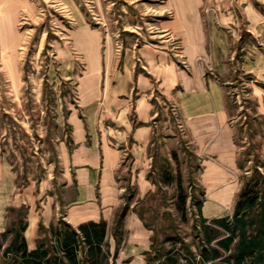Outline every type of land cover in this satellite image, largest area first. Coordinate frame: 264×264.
<instances>
[{
	"label": "crops",
	"instance_id": "1",
	"mask_svg": "<svg viewBox=\"0 0 264 264\" xmlns=\"http://www.w3.org/2000/svg\"><path fill=\"white\" fill-rule=\"evenodd\" d=\"M156 3L159 18L149 41L124 42L120 51L109 37L102 45L98 31L80 26L75 32L85 69L68 109L70 140L61 145L62 191L51 192L49 182L41 181L16 193L14 175L0 156V233L8 228L9 210L20 208L27 211L24 237L30 250L40 227L48 229L60 219L73 228L90 221L111 228L124 199L123 176L130 175L140 195L151 190L150 149L162 101L177 111L200 158L202 217L211 221L232 215L250 162L240 159L244 141H238L228 106V74L240 59V70L251 79L250 99L262 125L248 142L259 146L264 164V0ZM6 5L0 0L2 24ZM122 225L125 235L117 255L113 236L106 235L110 262L133 264L126 257L140 258L135 251L148 250L149 235L134 212Z\"/></svg>",
	"mask_w": 264,
	"mask_h": 264
},
{
	"label": "rangeland",
	"instance_id": "2",
	"mask_svg": "<svg viewBox=\"0 0 264 264\" xmlns=\"http://www.w3.org/2000/svg\"><path fill=\"white\" fill-rule=\"evenodd\" d=\"M6 3L8 17L0 23V156L14 175L16 193L41 181H48L47 187L57 193L62 191L63 183L61 145L70 140L68 109L75 104L76 81L85 69L84 57L74 44L75 32L80 26L98 31L102 45L109 37L107 40L111 38L121 51L124 42L131 45L150 40L159 18L155 12L157 3L156 0H6ZM233 63L228 74L227 101L239 131L238 141H244L240 159L249 160L246 175L250 176L260 159L259 146L248 140L260 134L262 122L250 99L251 79L240 70V59ZM157 122L150 149L152 165L147 175L151 190L140 195L136 185L131 184L130 175L123 176L124 199L117 216L134 212L149 235L148 250L135 251L140 252V258L126 257V262L133 264H163L167 254H185L187 250L195 255L200 247L196 211L203 199L198 181L200 158L177 111L164 101L158 108ZM167 174L172 177L169 185L162 182ZM179 184L187 195L184 210L179 208ZM116 220L107 229V234L114 238L111 243L115 255L125 235L122 223L116 224ZM39 237L47 239L48 229L40 230ZM0 264L8 263L0 259Z\"/></svg>",
	"mask_w": 264,
	"mask_h": 264
},
{
	"label": "trees",
	"instance_id": "3",
	"mask_svg": "<svg viewBox=\"0 0 264 264\" xmlns=\"http://www.w3.org/2000/svg\"><path fill=\"white\" fill-rule=\"evenodd\" d=\"M256 163L259 165L253 173L241 179L230 217L207 221L201 215V203L197 206L198 253L186 250L185 254H167L163 264H264V164ZM162 182L169 185L172 177L167 174ZM177 188L179 208L184 210L187 195L180 184ZM9 212L16 213V217H11L6 232L0 233V259L8 264H112L104 221L73 228L60 219L58 226L48 228L49 237L37 241L30 250L24 237L27 211L20 208ZM124 216H117L116 224H121Z\"/></svg>",
	"mask_w": 264,
	"mask_h": 264
},
{
	"label": "bare ground",
	"instance_id": "4",
	"mask_svg": "<svg viewBox=\"0 0 264 264\" xmlns=\"http://www.w3.org/2000/svg\"><path fill=\"white\" fill-rule=\"evenodd\" d=\"M11 4V3H10ZM15 4V3H14ZM3 7V6H2ZM0 9H1V7H0ZM17 24V23H16ZM17 27V26H16ZM15 28V27H14ZM88 31V30H87ZM77 33H78V31H77ZM5 36H6V33H5ZM19 37H20V35H19ZM82 37V39H83V37L84 36H81ZM77 38V37H76ZM79 38V37H78ZM81 39V38H80ZM93 39H94V37H93ZM75 40V39H74ZM96 40V39H95ZM21 41V40H20ZM86 41V40H85ZM12 43H13V41H11ZM14 42H15V39H14ZM89 43V42H88ZM75 44V43H74ZM78 44V43H77ZM81 44V43H80ZM11 45V44H10ZM95 45V44H94ZM9 46V45H8ZM75 46V45H74ZM86 46V45H85ZM10 47V46H9ZM78 47V46H77ZM91 47V46H90ZM86 48H87V46H86ZM92 48V47H91ZM7 50V49H6ZM80 50H82V49H80ZM83 50H86L85 48L83 49ZM89 50H90V48H89ZM91 52H92V49H91ZM83 53V52H82ZM224 201V200H223ZM227 203V202H226ZM225 203V204H226ZM227 206V205H226Z\"/></svg>",
	"mask_w": 264,
	"mask_h": 264
}]
</instances>
